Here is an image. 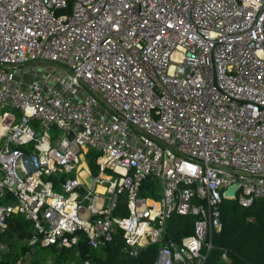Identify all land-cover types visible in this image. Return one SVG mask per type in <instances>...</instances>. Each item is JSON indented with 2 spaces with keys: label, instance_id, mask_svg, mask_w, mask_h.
<instances>
[{
  "label": "built area",
  "instance_id": "2783aa9c",
  "mask_svg": "<svg viewBox=\"0 0 264 264\" xmlns=\"http://www.w3.org/2000/svg\"><path fill=\"white\" fill-rule=\"evenodd\" d=\"M234 184L264 198V0H0V237L206 264Z\"/></svg>",
  "mask_w": 264,
  "mask_h": 264
},
{
  "label": "trees",
  "instance_id": "16d2710c",
  "mask_svg": "<svg viewBox=\"0 0 264 264\" xmlns=\"http://www.w3.org/2000/svg\"><path fill=\"white\" fill-rule=\"evenodd\" d=\"M96 151L89 152L90 167L98 171ZM223 228L214 234V247L206 264H264V198L250 206H242L236 199H226L221 207ZM194 216L174 217L169 223V233L176 239L193 230ZM33 221L24 214L14 213L0 239L7 242L3 264H16L29 254V264H153L159 244L144 248L138 256H125L120 244H109L101 249L81 240L79 245L59 247L56 244L36 245V250L26 243L33 234ZM103 252V255L99 253ZM224 254L226 257H224ZM88 262V263H86Z\"/></svg>",
  "mask_w": 264,
  "mask_h": 264
},
{
  "label": "crops",
  "instance_id": "0c3cea01",
  "mask_svg": "<svg viewBox=\"0 0 264 264\" xmlns=\"http://www.w3.org/2000/svg\"><path fill=\"white\" fill-rule=\"evenodd\" d=\"M34 232V231H33ZM33 235V234H32ZM2 236V235H1ZM31 238V237H30ZM0 241L6 246V251H7V249H8V246H7V242H5V241H2L1 239H0ZM26 243L29 245V246H31L32 247V251H35L36 250V245H38V244H35V245H30L29 244V238L26 240ZM39 245H41V244H39ZM34 249V250H33ZM5 252V251H4ZM26 258V260H25V264H29V254H26V255H24V256H22L18 261H17V263L16 264H18L20 261H22L23 260V264H24V259Z\"/></svg>",
  "mask_w": 264,
  "mask_h": 264
},
{
  "label": "water",
  "instance_id": "95a60500",
  "mask_svg": "<svg viewBox=\"0 0 264 264\" xmlns=\"http://www.w3.org/2000/svg\"><path fill=\"white\" fill-rule=\"evenodd\" d=\"M89 181H92V178L91 177L89 178ZM237 187H238V185L237 184H234L233 186L227 188V190L225 192L226 193V197L229 198V199H233Z\"/></svg>",
  "mask_w": 264,
  "mask_h": 264
},
{
  "label": "bare ground",
  "instance_id": "6f19581e",
  "mask_svg": "<svg viewBox=\"0 0 264 264\" xmlns=\"http://www.w3.org/2000/svg\"><path fill=\"white\" fill-rule=\"evenodd\" d=\"M82 166H84L85 167V169L81 172V176H84L86 173H87V164H86V162H83V164H82ZM101 188V187H100Z\"/></svg>",
  "mask_w": 264,
  "mask_h": 264
},
{
  "label": "rangeland",
  "instance_id": "374dc122",
  "mask_svg": "<svg viewBox=\"0 0 264 264\" xmlns=\"http://www.w3.org/2000/svg\"><path fill=\"white\" fill-rule=\"evenodd\" d=\"M99 254H100V255H103V252H101V251H100V253H99ZM224 257H226V256H224ZM51 264H52V260H51Z\"/></svg>",
  "mask_w": 264,
  "mask_h": 264
}]
</instances>
